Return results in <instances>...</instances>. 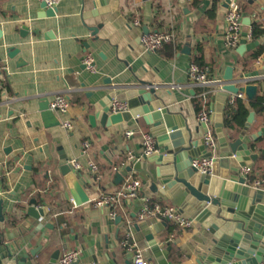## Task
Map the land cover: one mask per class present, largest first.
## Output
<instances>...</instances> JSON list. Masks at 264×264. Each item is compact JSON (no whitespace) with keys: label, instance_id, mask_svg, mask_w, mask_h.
<instances>
[{"label":"crops","instance_id":"1","mask_svg":"<svg viewBox=\"0 0 264 264\" xmlns=\"http://www.w3.org/2000/svg\"><path fill=\"white\" fill-rule=\"evenodd\" d=\"M100 1L62 0L57 13L48 16L42 15L43 2L39 0H0V198L4 217L0 235L9 232L14 238H6V243L17 242L28 250L43 245L39 252L42 264H48L56 250L60 256L68 249L81 251L79 264H90L93 255L106 263L115 260L126 264V260L132 261L130 249L123 244L130 221L141 225L132 236L148 247L146 256L153 264H201L200 258L213 238L206 227L197 220L186 229L173 228V221H139L146 196L163 205L176 204L154 190L142 169L133 168L123 181L116 182V174L123 170L129 155L135 157L129 166L142 161V134L150 132L151 125L142 117L134 120L128 129L135 135L128 139L126 130L110 132L93 126L89 116L112 87L146 81L158 86L163 102L185 118L195 137L203 138L198 116L206 111L214 117L218 93L223 89L192 81L189 66L201 62L209 76L223 82L227 68L232 66L235 79L254 76L257 97L263 94L264 0H239L243 27L235 49L225 43L226 0ZM255 24L263 30L258 37L253 34ZM159 30H174L175 42L157 52H147L141 36ZM87 54L95 58V72L83 64ZM57 94L69 97V111L57 113L61 124L47 128L39 105L50 106ZM230 96L224 102L223 129L231 136L229 141H234L248 118L243 128L230 130L227 114L235 105L227 103ZM243 100L250 106L257 98L251 101L246 95ZM252 111L255 117L243 140L257 156L247 165L252 170L249 178L259 180L264 177V112ZM67 120L72 128L63 126ZM211 130L217 138L214 119ZM61 153L70 161H79L82 170H75L69 161L72 169L63 173ZM90 162L98 165L97 173L91 171ZM115 167L120 171H114ZM241 169L231 173L232 180L242 176ZM131 177L142 180L137 198L121 206H96L102 195L118 191ZM244 189L252 192L264 189V185L257 187L248 179ZM80 193L87 201L77 204L74 196L80 199ZM32 200L48 212L33 225L28 224L24 235L15 237ZM113 210L121 219L110 217ZM184 215L193 217L189 209ZM39 222L53 227L39 229ZM149 231L161 251L150 247Z\"/></svg>","mask_w":264,"mask_h":264},{"label":"water","instance_id":"2","mask_svg":"<svg viewBox=\"0 0 264 264\" xmlns=\"http://www.w3.org/2000/svg\"><path fill=\"white\" fill-rule=\"evenodd\" d=\"M113 2V0H101V4ZM230 0H226L227 3ZM42 15L53 16L57 13V7L49 8L43 2ZM98 28L94 30L97 31ZM234 69L229 66L224 76L223 91L218 93V101L214 114V126L218 140V154L214 160L212 171L201 173L191 166L195 157L212 156V152L206 151L204 138L195 137L192 127L182 116L173 111L158 94V86L153 83L141 81L139 85L114 86L108 94L94 105L95 112L89 116L93 126H102L107 131L127 130L134 120L142 117L148 125H151L150 133L157 139L159 151L151 155H143L142 161L133 166H127L116 174V182L120 183L133 168L142 169L143 176L150 180L156 192L170 198L184 215L190 205L195 206L193 217L200 222L213 235L211 245L200 258L201 264H258L264 258V189L248 191L244 189L246 179L242 176L238 180H232L231 173H238L242 167L256 160V154L247 142H244L247 128L253 122L255 112H251L245 129L240 137L229 141L230 135L224 132L223 111L224 102L229 93L244 92L253 101L257 98L258 86L254 84H234ZM126 102L128 109L113 112V100ZM41 120L45 127H54L61 124L56 112L50 109L48 103L39 105ZM204 132L207 126L201 123ZM200 126L195 128L199 132ZM62 150V148H59ZM61 170L69 172L72 165L69 157L61 153ZM148 164H151L148 167ZM80 199L74 196L77 204L87 201V196L80 193ZM69 197V194H68ZM2 199L0 198V220L4 221L2 212ZM48 208L38 207L37 201L32 200L27 208V218L22 222L14 234L17 237L24 235L27 225H33L36 220L45 216ZM185 216V215H184ZM121 219L118 216L117 220ZM169 221V220H167ZM163 224H167L166 221ZM38 228L43 226L52 228L51 223L39 222ZM36 228L35 231L38 230ZM141 225L134 223L132 231L139 230ZM13 240L8 232L0 235V264H42L39 256L43 245L33 249H26L15 242L6 243L5 239ZM147 238L152 249L161 251L158 242L149 231ZM26 240H28L26 238ZM160 249V250H159ZM60 250H56L48 264H56ZM131 259V258H130ZM80 262H78L79 264ZM126 264H132L129 259ZM90 264H119L113 260L106 263L100 261L97 255L92 256Z\"/></svg>","mask_w":264,"mask_h":264},{"label":"built area","instance_id":"3","mask_svg":"<svg viewBox=\"0 0 264 264\" xmlns=\"http://www.w3.org/2000/svg\"><path fill=\"white\" fill-rule=\"evenodd\" d=\"M44 2L47 7L55 8L61 3L62 0H39ZM226 31H225V43L229 49H235L241 41V31L243 27L242 23V13L241 5L239 0H230L226 6ZM138 23V21L136 22ZM176 34L174 30H159L153 32L144 33L141 36V43L147 52H157L161 50L166 44L175 42ZM83 64L86 69L95 72L96 71V61L92 54H87L83 59ZM189 77L192 81L198 84L212 85V86H221L223 87V80L219 77L209 76L208 69L201 67L196 62H192L188 69ZM256 78L254 76H245L239 79H233L234 84L240 86V84H253ZM177 86V84H173ZM223 89V88H222ZM246 94L244 92L231 93V96L228 98L227 103L229 105H234L238 98H245ZM70 102L69 97L66 94H57L50 103V109L56 113L67 114L69 111ZM128 109L126 102L118 101L117 99L113 100V112L125 111ZM198 121L204 123L207 126V131L204 134V144L206 146V151L212 152V156L204 157L199 156L195 157L191 166L196 168L201 173H208L212 171V166L214 160L217 157L218 149V140L211 130V125L213 123V116L211 112H202L198 116ZM63 126L66 128H72V123L70 120H67L63 123ZM125 135L128 139L132 138L135 135V131L128 129L125 132ZM86 146L89 144L86 142ZM142 146L143 154L151 155L159 151L157 146L156 137L150 132H144L142 134ZM135 161L133 155H129L127 161L123 164V168L131 165ZM75 170H82L83 165L77 160L70 161ZM90 168L93 173L98 172V165L94 162H90ZM114 171H120L119 168H114ZM252 170L250 167H242L241 174L242 177L249 179ZM254 184L257 187H261L264 184V177L259 180H256ZM142 180L139 178H127L121 188L114 192L102 195L96 202L97 207H109L114 205L121 206L125 201H131L134 198H137L141 192ZM143 206L138 214L139 221H145L148 218H154L159 221H173L177 223L180 228L186 229L190 228L196 221L194 217H186L179 212L178 207L171 205H163L158 201H153L150 197L146 196L143 198ZM118 216V212L111 211L110 217L115 219ZM134 223L130 221L127 222V232L126 238L123 242L124 246H127L132 253V264H153L146 256V251L148 247L141 246L132 236V226ZM81 259V251L77 249H68L64 251L56 261V264H78ZM264 264V258L258 263Z\"/></svg>","mask_w":264,"mask_h":264},{"label":"trees","instance_id":"4","mask_svg":"<svg viewBox=\"0 0 264 264\" xmlns=\"http://www.w3.org/2000/svg\"><path fill=\"white\" fill-rule=\"evenodd\" d=\"M263 30L260 28L258 24H255L253 26V34L255 37H258ZM199 64H202L201 62ZM251 108L255 109L257 113H262L264 112V93L259 95L257 97V100L255 102L250 103V106H248L245 101L241 98H238L235 102V105L229 111L227 114L228 119H227V126L230 128V130H233L235 127L237 128H243L245 126L246 120L248 116L251 113ZM251 183H254L256 181L255 178L251 177L249 178ZM264 184H262L263 186ZM261 186V187H262ZM170 222V221H166ZM173 228H178L180 229V226L175 223L173 224Z\"/></svg>","mask_w":264,"mask_h":264},{"label":"bare ground","instance_id":"5","mask_svg":"<svg viewBox=\"0 0 264 264\" xmlns=\"http://www.w3.org/2000/svg\"><path fill=\"white\" fill-rule=\"evenodd\" d=\"M191 200H193V199H190V198H189V199H188V203H187V204H188V208H189L190 211H191V210H194V207H195V206L190 205L189 202H191Z\"/></svg>","mask_w":264,"mask_h":264}]
</instances>
